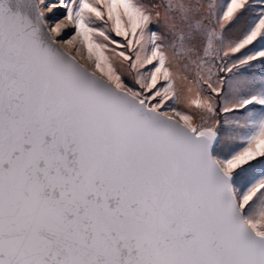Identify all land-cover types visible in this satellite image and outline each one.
Wrapping results in <instances>:
<instances>
[{"label":"snow or ice","instance_id":"6c2138e0","mask_svg":"<svg viewBox=\"0 0 264 264\" xmlns=\"http://www.w3.org/2000/svg\"><path fill=\"white\" fill-rule=\"evenodd\" d=\"M0 264H264V0H0Z\"/></svg>","mask_w":264,"mask_h":264},{"label":"rangeland","instance_id":"374dc122","mask_svg":"<svg viewBox=\"0 0 264 264\" xmlns=\"http://www.w3.org/2000/svg\"><path fill=\"white\" fill-rule=\"evenodd\" d=\"M257 74H259V69H256Z\"/></svg>","mask_w":264,"mask_h":264}]
</instances>
